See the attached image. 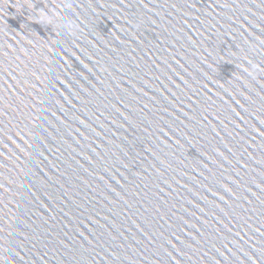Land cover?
<instances>
[{
    "label": "water",
    "instance_id": "obj_1",
    "mask_svg": "<svg viewBox=\"0 0 264 264\" xmlns=\"http://www.w3.org/2000/svg\"><path fill=\"white\" fill-rule=\"evenodd\" d=\"M0 264H264V0H0Z\"/></svg>",
    "mask_w": 264,
    "mask_h": 264
}]
</instances>
